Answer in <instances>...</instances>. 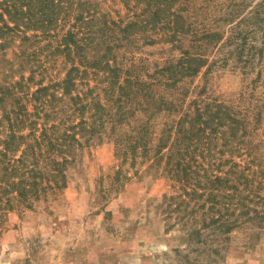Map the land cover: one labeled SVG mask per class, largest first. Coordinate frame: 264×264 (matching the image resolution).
Segmentation results:
<instances>
[{
  "label": "rangeland",
  "instance_id": "1",
  "mask_svg": "<svg viewBox=\"0 0 264 264\" xmlns=\"http://www.w3.org/2000/svg\"><path fill=\"white\" fill-rule=\"evenodd\" d=\"M155 2L72 0L46 35L28 28L29 38L13 35L0 47V84L21 82L17 96L24 102L19 106L8 98L5 108L0 105V140L12 123L18 128V118L25 114L37 126L47 119V124L64 122V128L83 118L84 125L94 127L91 133H77L80 144L65 170L63 187L42 191L26 202L12 198L8 204L3 199L0 264H264V226H256L263 222L260 219L238 223L227 234L210 225L201 238L190 237V230L215 210L205 204L190 212L192 205L181 202L183 184L167 165L168 154L184 139L179 127L190 126L196 100L201 107L223 102L244 120L248 136L232 151L231 146L222 148L223 138L217 134L212 143L218 149L211 156L204 152L205 165L212 156L216 161L229 158L253 180L246 190L251 191L249 204L264 201V187L258 188L264 182V0H185L197 36L211 30L220 39L215 48L205 44L208 49L196 40L191 51L204 50L215 63L174 85H167L170 72L161 69L180 55L179 44L188 39L171 42L168 26L145 23L151 20ZM177 7L176 3L173 8ZM77 13L88 17L76 22V29L85 24L84 28L77 30L71 49H64L62 34ZM130 21L138 22L141 30L123 39L121 30ZM105 62L121 66L120 80L139 75L140 82H151L152 91L132 85L128 96L118 100ZM72 66L78 68L73 72L75 87L38 110L28 94L39 84L62 80ZM76 95L86 104L83 112L75 111ZM96 104L106 107L111 121L91 122ZM158 104L162 108L156 110ZM19 128L22 133L30 130ZM138 138L146 142V151L130 152V142ZM165 141L168 146L157 155L158 145ZM192 154L193 162L201 164L200 150Z\"/></svg>",
  "mask_w": 264,
  "mask_h": 264
},
{
  "label": "trees",
  "instance_id": "2",
  "mask_svg": "<svg viewBox=\"0 0 264 264\" xmlns=\"http://www.w3.org/2000/svg\"><path fill=\"white\" fill-rule=\"evenodd\" d=\"M150 2L151 0H148L149 4ZM176 3L178 7L173 8ZM154 4L156 7L152 11L151 20H145V23H150L154 28L161 23L165 27L168 26L170 30L168 38L171 42L181 40V38L188 39L185 44H179L180 55L161 69L170 72L166 76L167 85H174L184 77L196 74L202 66L206 65V69L211 68L215 62L214 60L209 61L207 52L204 50L192 52L191 47L195 46L196 40H201L200 42H203L205 49H208L207 45L205 46L207 43H211L212 47L215 48L220 39L215 38L217 32L206 30L197 36L198 31L189 20L190 15L187 12L188 7L185 0H156ZM69 5H72V0H0V37L2 39L0 47L4 48L13 35L29 38L26 34L28 28L40 30L39 36L46 35L51 27L59 21L62 14L68 10ZM162 5H165L164 10L161 8ZM84 16L88 17L82 13H77L71 27H68L62 34L60 42L64 45V49L66 47L71 49L70 44L76 41L75 37L79 32L77 30L84 28L85 24L76 29V22L84 20ZM138 26V22L130 21L121 30L124 36L122 38L126 39L131 33L141 30ZM189 42H192V46ZM199 45L202 46V44ZM105 63L110 72L111 84L113 88L117 87L118 89V100L128 96L132 85H141V88H145L146 92L152 91L151 82L142 80L140 82L139 75L134 78L126 75L120 80L117 70L121 69V66L118 67V63L114 65ZM94 64L96 65L95 62ZM77 69L76 66L70 67L65 77L55 83L39 84L28 94L30 95L29 100L34 101V106L39 110L43 109L46 103L50 105L56 97L63 99L62 95L69 94L76 85V75L73 72ZM20 84L19 81L0 84V105L3 108L6 107L8 98L14 99L19 106H22L24 102H19L20 98L17 96V89ZM50 88L52 90L49 92ZM57 88L61 89L60 95L56 94ZM55 89L56 93L54 92ZM81 98L80 95L72 97L76 104L75 111L83 112L86 107ZM161 99L164 101V98ZM121 108L117 107L116 111L125 116L126 112L125 114L121 113ZM161 108V105L158 104L156 110ZM109 114L105 106L96 104L91 113L93 117L91 122L104 125L106 121H111ZM194 114V117H191L189 127L184 129L179 127V132L181 130L185 132L184 139L177 141L179 148L175 153L168 154L167 161L169 170L173 171L175 178L183 184L185 197L181 202L185 203L186 207L192 205L190 212L204 209L205 204L209 210H215L212 216H207V220L204 217L201 224L190 230V237L195 235L197 238H201L204 230L210 225H214L218 232L227 234L238 223L250 221L253 218L263 221H257L256 225L263 227L264 201L261 204L251 203L252 206L249 204L248 199H251L249 198L251 191L246 192V190L248 187L251 189L253 180L246 176L244 169H239V165L235 162L229 163V158H220L216 161L215 159L212 160L214 157L212 156L207 161V165L204 161V152L211 156V153L218 149L212 143L217 134L223 138L221 144L223 149L225 147L229 150L227 147L231 146L230 150L234 151L238 147V143L244 141V137H247L249 132L244 120L239 118L225 103L215 100L206 102L203 107L197 105L196 100ZM116 121L119 122L117 119ZM36 123V120L30 119L25 114L18 118L16 124L18 128H15L12 123L9 127L10 130L0 140L2 143L0 148V204L3 203V199L9 204L12 198L26 202L28 198H37L42 191L63 187L66 184L65 170L72 160L76 146L80 144V140L76 137L77 133L79 131L91 133L94 130L93 126L84 125L85 120L83 118L76 123L66 124L64 128L60 125L64 122L47 124V119H45L41 126H37ZM22 125L28 126L30 130L27 133L18 132L19 127H23ZM60 128L63 130L60 131ZM37 130H40L38 134L36 133ZM81 135H83L82 132ZM233 139L237 140L232 142ZM166 146H168L167 141L160 143L156 149V154L162 156L161 152ZM146 148V142L142 138H138L129 144V151L133 153L138 149L146 151ZM197 149L200 150L202 156L201 164L196 161L194 163L192 160L194 157L192 152ZM172 158H174L173 162L171 161ZM224 165L227 166L224 167ZM201 170L203 172H200ZM239 184H243V187L239 188ZM196 187H200L201 191H198ZM263 187L264 182H259L258 188ZM257 193L259 194L258 191ZM204 194L207 197L199 204V199ZM255 195L257 196V194ZM205 212L206 210H204V214ZM199 242L201 241L199 240Z\"/></svg>",
  "mask_w": 264,
  "mask_h": 264
}]
</instances>
